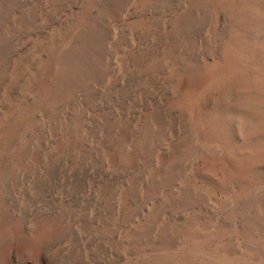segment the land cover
I'll use <instances>...</instances> for the list:
<instances>
[{
	"label": "rangeland",
	"instance_id": "374dc122",
	"mask_svg": "<svg viewBox=\"0 0 264 264\" xmlns=\"http://www.w3.org/2000/svg\"><path fill=\"white\" fill-rule=\"evenodd\" d=\"M0 264H264V0H0Z\"/></svg>",
	"mask_w": 264,
	"mask_h": 264
}]
</instances>
